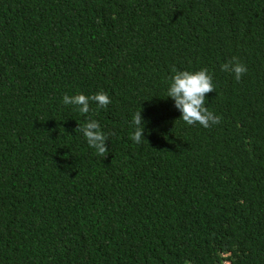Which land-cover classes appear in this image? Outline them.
<instances>
[{"label": "trees", "instance_id": "obj_1", "mask_svg": "<svg viewBox=\"0 0 264 264\" xmlns=\"http://www.w3.org/2000/svg\"><path fill=\"white\" fill-rule=\"evenodd\" d=\"M201 69L207 129L167 98ZM185 262L264 264V0H0V264Z\"/></svg>", "mask_w": 264, "mask_h": 264}, {"label": "clouds", "instance_id": "obj_2", "mask_svg": "<svg viewBox=\"0 0 264 264\" xmlns=\"http://www.w3.org/2000/svg\"><path fill=\"white\" fill-rule=\"evenodd\" d=\"M222 70L234 74V78L239 82L247 73V67L238 58L233 57L231 61L222 65ZM215 92V85L212 76L207 69L199 71H176L172 76L171 83L167 90V98L174 101V107L181 113L182 119L187 125H199L207 129L218 124L221 117L217 116L205 106L206 96ZM65 105H74L82 115H87L91 110V105L95 103L98 108H107L112 103L110 97L104 93L86 96L77 94L74 96L65 95L63 97ZM142 111L134 114L132 124L134 132L130 139L134 143H141L145 139L146 122L142 119ZM75 131L82 132L89 147L96 150L97 155L107 157L109 152L106 143V135L96 120L89 119L83 126H78ZM188 264V262H185Z\"/></svg>", "mask_w": 264, "mask_h": 264}]
</instances>
